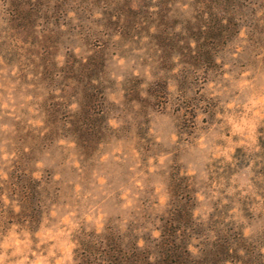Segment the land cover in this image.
<instances>
[{
    "label": "rangeland",
    "instance_id": "1",
    "mask_svg": "<svg viewBox=\"0 0 264 264\" xmlns=\"http://www.w3.org/2000/svg\"><path fill=\"white\" fill-rule=\"evenodd\" d=\"M241 2L209 50L202 0H0V264H86L107 231L154 251L166 224L173 264H264V0Z\"/></svg>",
    "mask_w": 264,
    "mask_h": 264
},
{
    "label": "trees",
    "instance_id": "2",
    "mask_svg": "<svg viewBox=\"0 0 264 264\" xmlns=\"http://www.w3.org/2000/svg\"><path fill=\"white\" fill-rule=\"evenodd\" d=\"M205 5L200 13V18L196 20L192 27L193 39L196 42H200L201 46L207 47V49H214V47L221 45L223 38L226 34L234 36L237 35L242 27L245 25V21L241 20L238 16L240 12L243 13L241 0H202ZM228 15V16H227ZM219 16H226L222 18ZM212 41L209 43V41ZM208 59H212L213 55L208 51ZM180 216V215H179ZM199 224L195 223V226ZM163 234L161 235V241L158 245L154 246V251L143 252L142 249H121V244L118 243L114 234L107 231L102 234V238L105 243H100L106 247V250L96 251L93 246V251L98 255V258L87 257L86 264H173L166 256H176L180 249L188 248V242L181 241L180 229L172 224L162 228ZM227 237V236H226ZM248 238V237H244ZM248 239H246L247 241ZM244 242L243 245H247L250 242ZM231 241L228 238L226 246L222 250V256L224 260H228L234 254L239 253V250L232 249ZM215 246V245H214ZM179 249H176V248ZM98 249V248H97ZM254 252V251H250ZM255 253V252H254ZM156 254V256H155ZM215 255V253H213ZM158 255V258H157ZM216 256V255H215ZM166 258V259H165ZM90 261H89V260ZM183 259L181 258V261ZM200 262V260H197Z\"/></svg>",
    "mask_w": 264,
    "mask_h": 264
}]
</instances>
